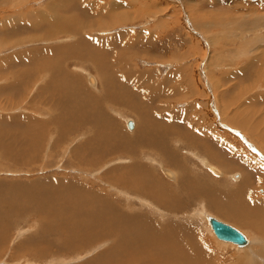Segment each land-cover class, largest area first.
<instances>
[{
    "label": "rangeland",
    "instance_id": "1",
    "mask_svg": "<svg viewBox=\"0 0 264 264\" xmlns=\"http://www.w3.org/2000/svg\"><path fill=\"white\" fill-rule=\"evenodd\" d=\"M73 35H76L74 40ZM78 67L94 76L98 73L104 76L106 104L92 98L93 94L99 96L103 92L99 94L91 89L84 70L81 74ZM226 90L233 93L229 97L222 96ZM89 95H92L91 106L87 102ZM246 102L264 106V0H0V223L8 221L9 224V231L0 229V238L4 237V242L0 241V264H62L61 261L92 264L93 259L101 256H104L101 264L114 261L129 264L125 255L112 257L113 238H99L100 245H92L95 250L91 246L70 249L77 241L70 243L67 225H57L55 221L61 212L67 211L64 201L68 200L69 204L74 201L73 195L67 194L68 189L78 184L86 188L88 185L90 191H99L107 201L117 205L121 200L117 195L120 188L109 178L112 173L109 176L108 172L113 168L107 169L115 162H110L112 159L126 157L118 149L110 153L112 147L108 140L128 141L124 153L142 157L146 143L138 140L139 135L147 137L144 132L149 134L147 138L163 144V148L155 146L153 154L173 160L168 167L179 174L178 183L181 184L183 175L194 177V186L202 194L189 198L179 184L167 181L159 167H155L154 182L158 179L162 183L160 190L178 193H172L176 197L175 205L184 206L182 209L187 214L179 215L180 219L168 216L167 221L157 215L150 217L148 210L141 208L136 200L130 201L132 210L147 214L156 221L158 230L170 228L165 224L169 222L173 228L191 233L196 242L200 234L209 247L222 253L223 262L231 261L234 253L238 256L232 245L218 246L224 243L217 240L203 222L193 219L194 222L189 217L203 204L247 238L255 235L264 239L260 233L264 228L257 231L247 226L245 220L249 219V211L239 208L264 199V160L251 152L244 143L246 140L240 138L243 135L250 139L248 142L264 156V139H260L264 136V111L259 112L263 106L257 112L258 105H247L255 112L247 115V108H242L240 113L239 109ZM94 104L99 106L94 113L100 121L93 118L96 117L93 113L92 119H96L93 123L88 119L82 121L80 114L93 109ZM125 118L134 120L138 126L141 123V131L129 130L128 125H124ZM228 119L235 126L247 119L243 124L247 126L238 128L244 133L239 132L237 136L238 130L231 127ZM186 126H194L193 131ZM112 129L120 133L112 134ZM207 136L213 137L210 142H199L201 137ZM89 137L91 145L82 148ZM179 138L186 139L185 144L177 141ZM211 145L215 152L227 149L233 153L232 157L246 160L250 170L257 174L252 190H235L234 183L226 181L225 176H215L206 165L203 167L198 160L184 154L194 148L225 173L227 170L221 165L224 162L227 166L230 161L238 168H233V172L243 173L246 176L243 181L249 182L252 174L248 175L232 158L228 161L218 158L210 151ZM80 147L87 152L80 153ZM201 148L206 153H201ZM93 150L102 154V165L88 169L75 161L82 158L79 155L94 153ZM151 152L149 147V154ZM141 163L147 165L145 160ZM148 170L151 169L148 167ZM173 195L162 200L160 206H166ZM40 203L51 213L17 216L9 210L15 206L32 209ZM235 204L242 211L241 216L232 219L227 213ZM220 205L224 207L222 211L216 208ZM262 211L261 214L252 211L253 218L263 215L260 219L264 221ZM149 218L143 220L148 222ZM141 257L135 255L134 259L138 261Z\"/></svg>",
    "mask_w": 264,
    "mask_h": 264
},
{
    "label": "bare ground",
    "instance_id": "2",
    "mask_svg": "<svg viewBox=\"0 0 264 264\" xmlns=\"http://www.w3.org/2000/svg\"><path fill=\"white\" fill-rule=\"evenodd\" d=\"M33 16H34V14H33ZM119 22H120V20H119ZM54 31H56V30H54ZM84 31H86V30H84ZM55 35H56V33H55ZM75 38H76V35L71 36L72 40H74ZM81 41L82 40H80L79 42H81ZM63 43H65V42H63ZM208 47H209V45H208ZM79 70H80L79 72H81V74H82V71L84 69L79 68ZM84 75H85L87 84H88V86L91 89L95 90L99 94H100V91L103 92V94L99 95V96L94 95V94H93V96L91 95L92 98H94L95 100L97 98V99H101L102 101H105L107 97L104 95V92L107 91L106 90L107 84H106V82L104 80V76H102L100 73H98V75L94 76V75L90 74L89 72H87L85 70H84ZM130 75L132 76V73ZM132 78H130V79H132ZM130 79H128V80H130ZM205 82L207 84V81H205ZM208 82H210V81H208ZM91 96L89 95V97H87L88 98L87 102H88V104L90 103V106L93 105V103L91 102L92 100H90ZM108 96L109 97L112 96L111 97L112 99L116 98V97H114L111 94H109ZM42 99H43V97H42ZM88 104L86 103L87 106H88ZM105 104H106V101H105ZM100 105L102 106V104H100ZM129 105H130V107H131V105L134 107V104L129 103ZM94 106L95 107L93 109L90 108V110H85L83 113L80 114L82 121H86V119H88V120L92 121V123H93V121H95L96 119L99 120V118H97V116L94 113V110L95 109H99V106H97L95 104H94ZM106 107L109 108L108 106H106ZM102 110L105 111L104 109H102ZM103 111H102V113H103ZM112 112L114 113V115L117 114L116 110H114ZM92 113L96 116V117H93V118H96L95 120L92 119ZM119 116H120V114H119ZM110 121H111V119H110ZM130 121H132L134 123V127H135V130L134 131L131 130V131L134 132V133L137 132L136 130H138L140 128V126H141L140 124L141 123H139V126H138L137 122H135L134 120H132V119L129 120V118H125L124 119V125L125 124L128 125V123ZM135 123H136V125H135ZM241 123H242V125L240 124V122L238 124L239 128H243L244 126L245 127L247 126V125L243 126V124H245L246 122H241ZM115 125H116V123H115ZM112 127H114V126L112 125ZM149 127H151V124H150ZM139 131H141V130L139 129ZM117 132H119V131H117L116 129H112V134H115ZM132 132H129V133H132ZM146 132H147V130H146ZM239 132H243V131L238 129V132H236L237 136H240ZM144 134L147 137H149L148 136L149 134L147 135V133H145V132H144ZM83 136H86V135H83ZM126 136H123V137H126ZM139 136L140 137H139L138 142H140L141 144H145L146 143V148L144 149V152H142V157H139L135 153H130V154L127 153V154H125L126 153L125 151H127L128 141H124L123 142V140H122V143H116L117 142L116 140H110V139L108 140L107 139L109 145H111L110 147H112L111 148L112 150L110 151V153L114 154L115 150L118 149V152L119 153H123L125 155V157H126V159H125V158H122V157L118 156L115 159H112L110 162H112V161H115V162L111 163L110 168L107 169V170H109V169L113 168V169H111L108 172L109 176H110V173H112V175L109 178L112 179L111 183H113L116 186H119V188H120V191H118L117 195H118V197L121 196V200L119 202L116 201L117 205H114V202L109 201V199L107 201L106 198H105L106 196L103 197L100 193H98L99 191L96 192L94 189H92V191H90L88 185H87V188H86L84 185L78 184L75 188H69L68 189V193L67 194L68 195H73V198H74L73 200L74 201L72 202V204H69L70 202L68 203V200L64 201L66 203L65 209L67 211L66 212H61V214L59 213L61 216L59 215L57 220L55 221V222H58L57 225H59L60 223H64V224L67 225V231H68V234H67L68 237L67 238L70 239V243H72L74 240L77 241V243L74 242L75 244L72 243L73 246L70 245L71 247L70 246H68V247H70V249H74V250L75 249H83V248L85 249V248L90 247V246L94 247V246H92L94 244H99L100 243V239L99 238H113L114 241H115V246L112 249H110V250H113L112 257H116L118 255H125V257L127 258V262L129 264H217V263H219V264H221V263L222 264H228V263L229 264H264V239L261 238V237H257L255 235H254V237H252V236L248 235V238L251 240V242H250L248 240V238L245 236L247 238V240H248V245H246L244 247H239V246H237V245H235L233 243L224 242V241H222V240H220V239H218L216 237L217 240H219V241L224 243V244H222V243L219 244L218 243L219 244L218 246L226 247L229 244L230 246L232 245V249H235L237 251L238 256L236 255V253H234L230 257L232 260L230 259L231 261L225 263V262L222 261V258H221L222 253H220L218 250L216 252V250H214L213 248L209 247V245L206 244V240L204 238H201V236H199L200 234H197L198 238H199V241L196 242L193 239L191 233H188V231H186V230L184 231L183 229L173 228V226H170L169 222L165 223V224L167 226H169L170 228H166V229H163V230H158L159 228H158V226L155 223L156 221H154L153 219L151 220L149 217H147L146 216L147 214L144 215V213H136L134 210H132L130 201L136 200L141 205V208H144V209L148 210L146 212L149 214L150 217H151V215H157L160 218H162V220L165 219L167 221L168 220L167 219L168 216H170L171 218L180 219L179 217H181V216H179V215L187 214L182 209L184 206L182 208H179V207H177L175 205L176 197L174 195H177L178 193L173 191L172 192L174 194L173 195L171 192H169L170 190L169 191L166 190V189H161L160 190V186H162V183L159 182L158 179H156V181L154 182V179H153V175H154L153 174V171H154L153 168L159 167L160 173L162 174V176L165 179H167V181L169 180L170 182H172L173 184H176V185L179 184L178 183L179 182V174L174 169L168 167L169 165H172V161L173 160L165 159V157L159 156L160 154L157 155V153L153 154L154 153L153 152L154 147L158 146L159 148H163V144L156 143V141H154V139L152 137L147 138V137H145L143 135H139ZM86 137H88V136H86ZM263 137L264 136H262L260 139L263 140L264 139ZM240 138H241L242 141L246 140L244 143L246 145H248V147L250 148L251 152H254V154L257 153V155L262 160H264L263 154L259 153V151L256 150L258 148L255 146V148H256L255 149L254 145L248 142V140H250V139L245 138L243 135L240 136ZM177 141H179L180 143H183L184 139L183 138H181V139L179 138V139H177ZM170 142H172V141H170ZM91 143H92V139L89 137V139L88 140L86 139V141L82 144L81 147L85 148L88 145H91ZM72 145H73V143H72ZM81 147H80V150H81ZM97 147H98V145H97ZM149 147H151V149H152V152L150 154H149ZM68 150L69 149H67L66 152ZM85 150H83V151L81 150L80 153L87 152ZM190 153L203 165V167H205L204 165H206L207 168H208L207 170H210V172L214 173L215 176H220L219 174H221L222 177L225 176L224 178L226 179V181L228 180L230 182H233L234 183V185H233L234 187L233 188H235V190H240V191H241V189L252 190L251 188H252V184L253 183L251 182L252 181L251 178H250L251 181L249 180V182L245 183L243 180H245L246 176L245 175L243 176L242 173H240V172H233L231 174L225 173L221 168L217 167L216 165L210 164V162H211L210 160L211 159L208 160L207 158L203 157L202 155L198 156L196 153H192V152H190ZM184 154H187L188 158L190 157L188 152H185ZM84 155H85V153L83 155H79L78 157H82V158L81 159L75 158V161H77L79 164H81V165H83L85 167H88V169H90V168L93 169V167H95L96 164H101L102 165L101 161H102V157L103 156H102L101 153H98V152L95 153V151H94V153H92V154H88V155H85V156ZM85 157L89 158V159H86ZM184 159L185 158H183V160ZM144 160L146 161V164L148 165L149 169H151V170H148L147 165L144 166V165H142V163L139 164L141 161H144ZM214 160H215V158H214ZM185 165H186V160H185ZM181 167L183 169V166H181ZM260 167L262 168V165H260ZM263 167H264V165H263ZM175 168H177V167H175ZM170 169H172V170H170ZM182 169L180 171H182ZM219 169H221V170H219ZM258 170H260V168H258ZM186 172H188V171H186ZM234 173H236V174H234ZM187 175H188V173H187ZM189 177L190 176L183 175V178L180 181L181 184L178 185L179 188H182L183 192L187 196H189V198L190 197L192 198V195L194 197V196L202 194V192L198 188L195 187L196 185L194 186V184L196 183V181H195L196 178L192 177L193 179H191V177L190 178ZM61 179H60L61 181L67 182V184H68V181L63 180V178H61ZM239 180H241V181H239ZM56 182H58V181L56 180ZM240 183H242L243 185L239 186L237 188V186ZM248 183H249V185H247ZM70 184H71V182H70ZM71 186H72V184H71ZM201 186H202V184H201ZM115 188H117V187H115ZM23 190H25V189H23ZM41 191H42V189H41ZM25 192H26V190H25ZM38 192H39V190H38ZM245 192H248V191H245ZM248 194H250V191H249ZM25 195L27 196V194H25ZM170 195H173V199L172 200L171 199L168 200V202L166 204V206L168 208L165 205L160 206V202L162 200L166 201ZM52 197H54V196L52 195ZM77 197H79V198H77ZM41 198H42V196H41ZM223 198H225V197H223ZM171 202L173 204H171ZM251 204H252L253 207H255V209H254L255 210V214H259V213L261 214V212H263L262 210H264V199L258 200V201L256 200L255 202L253 201V202H251ZM5 205L6 204H4L3 206H5ZM9 205H6V206L10 207ZM217 205H218V203H217ZM225 205L227 206V204H225ZM61 206H63V205H61ZM211 206H213V205L211 204ZM237 206H238L237 204H235L234 206H231L229 211H228V213H227L228 214L227 216H230L232 219L233 218H238L239 216H241L240 215V211H242V209H243L244 211L245 210L249 211L248 212V216H249L248 218L249 219L245 220V223H246L247 226L251 227L254 230L257 229V231L260 230L261 228H264V221H262L260 219L261 216L263 218V215L256 216L257 218H253L252 211H254V210H253V207L250 206L249 202H248L246 207L244 206V208H243L242 207L243 205L241 207H239V208H242V209H239ZM59 207H60V205H59ZM10 208H9L10 212H12L13 214H15L17 216L28 215V214H32V213L37 214V215L46 216L47 213L49 212L48 208H43L41 203H40L39 206H34L33 208H35V209H33L32 207H31L32 209H29V207H27V210H26L25 207L24 208L23 207L16 208V206L12 207L11 209ZM60 208H63V207H60ZM99 208H100V210H98ZM216 208H218L219 210H221V209L223 210L224 209V207L221 208V205H220V207H216ZM226 209H227V207H226ZM1 211H2V209H1ZM50 213L51 212H49V214ZM213 213L209 212L208 207H206L205 205L202 204V205H199L198 208L194 209V211L192 212V214H191V216L189 218L192 219V220L193 219L199 220V222H201V223L203 222L205 224V226L210 229V232L212 231L214 236H216L214 231L212 230V228L210 226L209 218L213 217V218H216L217 220H220V219H218L216 216H214ZM113 214L115 215L114 218L111 217V215H113ZM144 216L149 218L150 221L147 222L148 219L147 218H143ZM43 218L44 217H42L41 219H43ZM143 219H147V220L144 221ZM234 220H236V219H234ZM140 221L142 223H140ZM220 221H222V220H220ZM7 222L3 221L2 223H0L1 231H3L2 229H4V231L8 230V227H9L8 225L9 224ZM224 223H226V222H224ZM226 224H228V223H226ZM228 225H230V224H228ZM159 226L161 227V225H159ZM236 229H238V228H236ZM133 231H135V232L133 233ZM260 233H262V235L264 236V232L263 231H261ZM3 238L4 237L0 238L1 242H4ZM35 238H36V236H35ZM64 239H65V237H64ZM104 240L106 241V239H104ZM34 241H32V242H34ZM105 241H103V242H105ZM26 242H29V241L26 240ZM42 248H44V247H42ZM95 248L96 247H94L93 249L95 250ZM126 250H130V251L131 250H135V251L131 252V254H129L130 251L126 253ZM109 254H111V251L109 252ZM135 255H142V257H144V259L141 257L140 259H142V261H139L140 259L138 261H136V259H134ZM25 257H24V259H26ZM101 257L98 258V259H93L92 260V264H101L102 261H104V260H102V258L104 256L102 258ZM105 257H106V255H105ZM147 258H150L151 260H149V259L147 260ZM84 260L85 259H83L82 263L85 262ZM87 260L88 259H86V261ZM121 260L122 259H120V261ZM145 260H147V261H145ZM61 262H62V264H66L67 263V262L64 263L63 261H61ZM107 263H109V262H107ZM88 264H90V263H88ZM112 264H115V261L112 262Z\"/></svg>",
    "mask_w": 264,
    "mask_h": 264
},
{
    "label": "crops",
    "instance_id": "3",
    "mask_svg": "<svg viewBox=\"0 0 264 264\" xmlns=\"http://www.w3.org/2000/svg\"><path fill=\"white\" fill-rule=\"evenodd\" d=\"M232 79H234V78H232ZM231 79V80H232ZM240 79H242V78H240ZM238 84H241V83H238ZM237 89V88H236ZM233 93V91L232 90H226L225 92H224V94L222 95V96H227V97H229V95H231ZM227 100H228V98H227ZM253 104H250V102H246V104H245V106L244 107H241L240 109H239V112L241 113V112H243V111H240L242 108H247V105H251V107H256V105H258V107H257V112L259 111V107L260 106H263V105H260V104H258V103H254V102H252ZM223 110H224V108H223ZM251 110H249L248 108H247V115H250V113L251 112H255L254 110L253 111H251ZM262 111V113H263V111H264V106L261 108V110L259 111V112H261ZM240 115H243V114H240ZM228 121H229V124L231 125V127H233V128H235V129H237L238 130V128H239V126H235V125H233L232 124V121L230 120V119H228ZM241 122H245V120L244 119H242L241 120ZM246 122H247V119H246ZM192 127H194V126H186V128H188V129H190V130H192ZM193 131V130H192ZM194 134H196V135H198V136H201L200 134H197L196 133V131H194ZM209 135V134H208ZM212 138L213 137H211V136H207V137H201L200 138V140H199V142H204V140H206V141H208V142H210L211 140H212ZM184 142H185V140H184ZM183 142V143H184ZM216 142H219V140L218 141H216ZM187 143V142H186ZM185 144V143H184ZM184 146H187V145H184ZM211 147H212V149L210 150L212 153H214L215 152V150H214V147H213V145H211ZM199 149V148H198ZM200 151H201V153H206L205 152V150H203L202 148L200 149ZM190 152H192V153H196V150L193 148V150L192 149H190V151H188V154H189V156L192 158V159H195V160H197ZM223 153V154H222ZM225 153H226V156H225ZM198 156H199V153H196ZM214 154H217V157L218 158H220V159H224V160H226V161H228V160H231V158L233 159V160H235V163L237 164V165H239V166H241V168H243L244 169V171H246L247 173H248V175L249 174H252L251 175V177H253V178H251V180H250V178H249V180L253 183V181L255 182V177L254 176H256L257 174H255V173H253L250 169V166H249V164L248 163H246L245 161L246 160H244L243 161V157L242 158H237V157H235V158H237V159H235L234 157H232L233 156V153H230L229 152V150H227V149H223V148H221V149H218V150H216V152L214 153ZM208 156V155H207ZM208 157H210V156H208ZM223 157V158H222ZM242 160V161H241ZM216 162V161H215ZM229 162V165H227V166H224L225 165V163L223 162L222 163V167H225L226 168V170H227V172L226 173H228V174H231V173H233V168H237V166L235 167L233 164H231L230 163V161H228ZM238 169V168H237ZM221 170V169H220ZM243 174V173H242ZM257 183V182H256ZM247 185H249V183L247 184Z\"/></svg>",
    "mask_w": 264,
    "mask_h": 264
},
{
    "label": "water",
    "instance_id": "4",
    "mask_svg": "<svg viewBox=\"0 0 264 264\" xmlns=\"http://www.w3.org/2000/svg\"><path fill=\"white\" fill-rule=\"evenodd\" d=\"M128 128L129 130L134 129V123L132 121L128 123ZM209 223L218 239L224 242L233 243L239 247L248 245V240L245 235L233 226L228 225L213 217L209 218Z\"/></svg>",
    "mask_w": 264,
    "mask_h": 264
}]
</instances>
